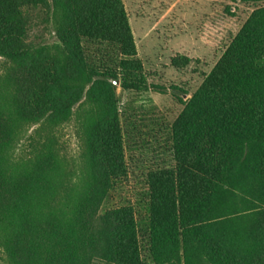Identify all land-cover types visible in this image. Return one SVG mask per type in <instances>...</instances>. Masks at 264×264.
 <instances>
[{
    "label": "trees",
    "instance_id": "obj_1",
    "mask_svg": "<svg viewBox=\"0 0 264 264\" xmlns=\"http://www.w3.org/2000/svg\"><path fill=\"white\" fill-rule=\"evenodd\" d=\"M45 17L53 54L29 40L32 22ZM0 60L7 264H147L144 256L149 264H264V3L190 98L177 97L183 108L166 139L172 164L146 174L143 223L130 205L98 215L127 177L113 81L124 91L164 90L146 84L123 0H0ZM188 63L170 59L177 69ZM84 96L99 112L85 113L77 166L48 135L29 157L16 153L27 129L37 126L39 137L67 122Z\"/></svg>",
    "mask_w": 264,
    "mask_h": 264
},
{
    "label": "rangeland",
    "instance_id": "obj_2",
    "mask_svg": "<svg viewBox=\"0 0 264 264\" xmlns=\"http://www.w3.org/2000/svg\"><path fill=\"white\" fill-rule=\"evenodd\" d=\"M263 3L123 0L146 84L164 90L124 91L113 81L124 133L127 177L102 202L98 215L111 208L130 205L138 222L143 223L146 174L172 164L166 139L169 126L183 108L177 97L181 101L190 98L253 9ZM32 24L29 40L48 46L53 54L51 47L56 38L51 33V22L45 17V21L34 20ZM176 56L187 57L188 65L182 69L173 68L170 59ZM3 69L0 60V74ZM98 108L84 96L67 122L43 130L39 137L37 126L27 129L16 153L29 157L37 141H43L48 135L54 141V148L77 166L83 150L85 113H98ZM143 234L140 230L141 242L145 244ZM146 258L143 259L149 264ZM0 264H7L1 247Z\"/></svg>",
    "mask_w": 264,
    "mask_h": 264
},
{
    "label": "water",
    "instance_id": "obj_3",
    "mask_svg": "<svg viewBox=\"0 0 264 264\" xmlns=\"http://www.w3.org/2000/svg\"><path fill=\"white\" fill-rule=\"evenodd\" d=\"M114 84L117 85L118 84V81H114Z\"/></svg>",
    "mask_w": 264,
    "mask_h": 264
}]
</instances>
